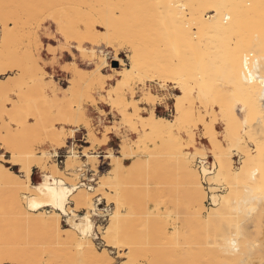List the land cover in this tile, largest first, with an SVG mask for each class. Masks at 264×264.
Here are the masks:
<instances>
[{
	"label": "snow or ice",
	"instance_id": "6c2138e0",
	"mask_svg": "<svg viewBox=\"0 0 264 264\" xmlns=\"http://www.w3.org/2000/svg\"><path fill=\"white\" fill-rule=\"evenodd\" d=\"M9 7L25 10L22 15L26 22L21 30L19 18L6 14L3 31L0 32V46L4 53L0 83L4 84L6 91L4 125L6 129L14 127L18 130L16 134H6L0 139V183L6 193L4 202L0 204V218L3 220L0 264H62L60 260L52 259L53 253L48 249L59 247L56 242L72 234L78 241L75 247L80 253L86 248L93 249L90 241L96 223H99H94L98 216H111V223L100 224V232L107 245L115 251L97 252V256L102 257L98 261L80 255L63 264H153L147 259H133V233L127 225L119 223L121 214L129 211V188H135L131 194L147 204L149 219L155 214L151 182L146 186L148 191L145 193L141 191L145 187L142 184L133 186L125 180L112 186L111 181L113 173L126 174L137 168L139 154L131 150L147 139L149 127L154 132L162 130L166 134L171 146L169 160L182 175L183 187L189 192L201 194L203 201L213 208L218 205L216 193L222 190L218 173L225 161H232L237 154L244 161L246 152L249 163L254 164L259 154V165L249 172V176L255 180L264 175V0H260L259 4L243 6H207L217 14L227 8L248 9L245 14L247 19L231 34L229 49L232 61L228 74V80L246 99L227 108L224 100L214 96L208 88L206 76L187 81L163 77V82L150 89L149 81H156L158 77L142 72L138 56L134 54L132 46L125 42L124 31L116 27L125 8L155 7L163 10L176 5L107 4L103 7L111 11L106 13L103 20L94 18L88 23L80 21L78 29L65 21L63 13L57 17L54 12L47 14L41 11L57 6L5 5V9ZM232 19L230 13L224 14L225 22ZM257 24L258 29L249 38L248 33ZM233 44L235 48H232ZM105 45L108 47L105 48ZM117 65L121 66V71H117ZM85 67L90 71L85 72ZM65 73L74 78L77 74L85 76L96 82L98 87L87 94L82 93L79 105L74 106L73 115L56 125L58 140L36 141L34 137L41 131V118L33 116L32 112H38V108H33V104L38 102L31 95L26 101L24 98L17 101V95L25 87L21 81L27 80L33 95L36 90H42L46 99L60 94L56 81ZM215 79L218 80L219 76ZM14 83L17 87L8 92L7 87ZM173 87L182 91L184 96L172 97ZM113 95L121 97L122 102H114ZM240 103L244 104L243 108L237 106ZM104 104L110 106L111 112L104 108ZM162 109L165 111L162 112ZM241 112L244 115H237ZM168 113L173 115L165 119ZM250 118L253 128L249 127ZM80 131L86 133L83 140L80 139ZM65 152L67 165L54 164V160L63 159ZM106 160L111 161L113 172L107 173V182L101 181L107 196L101 194L100 198H106L110 206L114 201L115 213L110 210L102 212L96 207L94 198L89 197V203L78 195L83 185L77 178V171L82 177L85 168H89L93 179H99ZM232 166L240 168L242 164ZM247 191L249 199L236 202L237 212L240 205H247L250 200L259 198L264 202V188L259 190V196L255 190ZM158 207L162 208L163 205ZM176 211L178 214L179 209ZM251 211L245 208L246 213ZM37 212L39 216L34 215ZM206 214L211 218V213L206 211ZM131 218L135 219L134 216ZM64 228L68 229L67 233ZM221 228L225 235H218L215 243L209 238L208 246L219 248L225 254L238 253L241 223H224ZM145 229L141 218L139 233L142 235ZM177 235L174 233V236ZM176 247H181L178 239ZM184 247L195 248L196 245ZM171 264L198 262L181 259ZM240 264H264V256L258 262L242 260Z\"/></svg>",
	"mask_w": 264,
	"mask_h": 264
},
{
	"label": "bare ground",
	"instance_id": "6f19581e",
	"mask_svg": "<svg viewBox=\"0 0 264 264\" xmlns=\"http://www.w3.org/2000/svg\"><path fill=\"white\" fill-rule=\"evenodd\" d=\"M259 2H260V0H157L154 3H150L147 0H120L118 4H125V5H156V4H164V5H176L177 7L165 8L163 10L155 8V7L125 8L123 10L122 18L118 22H116V27H118L119 29L124 31V34H125V37H126L125 42H130L132 44L133 50H134L133 52L139 58V65H140V68H141L142 72L146 71L148 68H152L154 70V72H156V74L170 76V78L172 77L171 79H183L185 81H187V80H195V78L197 76H206V77H208V79L206 80V84H207L208 88L210 90H212L214 96H219V97H221L224 100L225 107L227 108L229 105H235L238 101H243V100L246 99L244 96H242L240 94L238 88L233 86L231 84V82L228 80V74L231 71V61H232V53H231V50L229 49V41L231 39V34H232V32L234 30H237V26L239 24H242L247 19L245 14L248 12V9L247 8H240V9L227 8V9H221L220 13L217 14V12L215 10L210 9L207 6L208 5H215V4L242 5L243 6V5H247V4H259ZM114 3H115V1H114ZM69 9H71V8H69ZM49 10H51V9H49ZM72 10L76 11L79 15H85V17H87L89 19L98 18V19H101V20H103L105 18L107 12L111 11L110 9L106 10L103 6H99V5L97 6V5H94V4L88 6L87 8L75 7V8H72ZM53 11H54V13H56L57 17H60L61 14L64 12V10L62 12V8L56 9V10H53ZM225 13H230L232 15L233 19L231 21L225 22V20H224V14ZM1 14H3V13H1ZM148 15H149V17H148ZM257 29H258V24L255 26V28L252 29V31H250L248 33L249 38H251L253 32L255 30H257ZM132 31H135L134 33H136L135 34L136 37H137V35L146 34L147 32H157V33L161 34V36H163V39L166 40V42L170 43L169 44L170 46H167V48L170 49V52L173 51V53L172 54H170V53L169 54H165V53L162 54L161 53V54H157V55H154V56H150V55L144 54V52H142V50H141V46H143V45H141V46L138 45V44H140V42L139 43L135 42L134 41L135 39L133 41H131L133 39L132 37H134V36H131L132 33H133ZM143 36H145V35H143ZM143 36L141 35V36H138V37L139 38L140 37L143 38ZM138 37H137V39H138ZM137 41H139V40H137ZM165 45H167V44H165ZM150 46H153V45H149V47ZM106 47H108V45ZM232 48H235L234 44L232 45ZM0 51H1V49H0ZM0 54H1V52H0ZM154 54H155V52H154ZM3 55H4V53H3ZM3 55L1 54V56H0V64H2V62H3ZM121 70H122V68H117V71H121ZM204 70H206V71H204ZM84 71L88 72V71H90V69L89 68H85ZM151 74H147V75H151ZM105 75H107V74L105 73ZM154 76H155V74H154ZM217 76H219L218 80L215 79V77H217ZM70 78H71L72 84L67 85L66 89L69 90V91L72 90V91H70L71 93L74 92L75 91L74 89L77 88L79 80L86 79V80H84L86 82L88 80L85 76H81L79 74H77L75 76V78L73 76L70 77ZM89 82H91V80ZM198 83L199 82H197V86H198ZM13 85H15V83L12 84V85H9L7 87V91ZM111 87H112V85H111ZM232 93H235V95H232ZM5 94H6L5 86H4L3 83H0V96H2V99L4 98ZM176 96L183 97L184 93L182 91L181 92L178 91V93H176ZM113 97H114V95H113ZM188 99H189V102H190L191 101V88H189ZM1 104H2V101H0V111H1ZM240 104H241V108H243L244 104L243 103H240ZM256 105H257V108H258V101L256 102ZM250 111H251V109H250ZM237 115H244V113H242V114L241 113H237ZM164 118L167 119L168 116H165ZM237 126H238V122H237ZM249 127L253 128L252 118H250V120H249ZM253 130L255 131V129H253ZM13 131H14L13 129L7 130V132H8L7 134H14ZM147 133H148L147 139L142 141L135 149H132L131 151H135V152L139 153L140 150H145V149L149 150L152 147V145L155 146V147H152V149L153 148L155 149L158 146L159 140L160 141L162 140L163 142H164V140H166V142H164V144L167 143V145H163V146H164V149L167 148L168 150H164L162 148L164 151L161 152V153L164 154V152L166 151L165 153L169 154L167 152L168 151L170 152L171 146L169 145V143L167 141L166 134L162 130H157V131L154 132L153 129L151 127H149L148 130H147ZM3 137H4V134H3L2 129L0 127V139H3ZM159 149L160 148H158V150ZM160 151H162V150H160ZM241 151L244 152L243 149H241ZM159 152L157 151V153H159ZM153 153L156 154L155 150H154V152H152V155H154ZM149 155H151V153ZM258 155L259 154H257L256 162L254 164H252V163H249V158L247 156V153L244 152L245 160L244 161L240 160L241 164H242V166L240 168H233L231 166V161H225L224 162L223 167H222L221 171L218 173V175L221 177L222 181L228 182V184H230L231 187H230V189H228L230 192L226 190V191H218L216 193L217 200H218V205L215 208H213L212 206L206 204L203 201V198H202L201 194L188 191L189 193H187V197H186V198H189V199H187L188 200V202H187L188 206H187V208L185 206V208L187 209V213H189L188 217L190 218V221H189V219H188V221L190 222V224H192V223L204 224V226H205V224L207 223V224H209L210 228H211V225H212L211 232L213 231L214 233H216L214 229L216 228V231L218 232V230H217L218 227H214V229H213V226L214 225L217 226L216 225L217 220L220 217H223L225 215H226L225 217L229 216L228 214L231 211L233 212V209L236 210L237 207H238V205L236 203L237 201H244V200L249 199V191H247V190H249V189L250 190H255L256 193H257V196H259V190L264 188V175L258 176L255 180H253L249 176V172L259 165ZM152 157H155V156H152ZM152 157H149V158L147 157V159H144V158H142L141 156L138 155L137 164H139V166H141L142 162H145V160H146V162H148ZM155 158H154V160H155ZM235 159L236 158H234V160ZM164 160H166V158ZM53 163L57 164V165L60 164L56 160H54ZM67 163H68V161H67ZM109 164H111L110 160H109ZM125 167H130V165H126ZM173 168H174V166H173ZM134 171H132V172H134ZM85 172H83V175L85 174ZM108 172H113L112 164L107 169H105L104 171L99 173V176L105 182H107V173ZM128 174H132V173H130V172L126 173V174L125 173H120V174L113 173V176L111 177L112 186H114L117 183L125 182L124 179L127 178ZM125 176H126V178H125ZM77 177H81L80 173H79V170L77 171ZM86 177L88 178V181H86L87 179L86 180H83V179L79 180L80 184L83 185V188L81 189V192L78 195H80L81 197L85 198L87 200V202L91 203V200L88 199V198L89 197L95 198V197H93L95 195L93 191L96 188H100L96 184L100 180L96 179L97 182L93 183L94 181H96V180L93 179V176H86ZM235 183L236 184L238 183V186L242 185L243 188L245 187L246 190L245 191L243 190L244 194L240 195L239 192L235 191V187H234ZM134 184H136V183H134ZM134 184L131 183V185H134ZM219 187H220V185H219ZM232 188L234 189L235 192L231 190ZM151 189H153V188H151ZM99 191H97V192H99ZM127 191H129V190H127ZM130 191H129V193H130ZM133 191H134V189H133ZM144 192H146V190ZM151 192H152V190H151ZM236 192H237V194L240 195V198H238V196L235 197L236 196V194H235ZM92 193H93V195H92ZM95 193H96V191H95ZM188 194H189V196H188ZM5 195H6L5 190H4L3 186H2V183H0V204H2L4 202ZM230 195L233 198H231ZM232 195H235V196H232ZM100 196L101 195H99L98 197L96 196L97 197L95 199L96 207L99 208L100 211H102V212H108L110 210L111 212L115 213V209H112V207L102 206L101 205L103 201H106L108 203V205H109V202H108V200L106 198L101 200ZM104 196L106 197L107 193H105ZM234 197L238 198V199H235ZM128 199H130V200H128ZM128 199H127L128 200L127 201V205H128V202H129V205H133L134 203H132V202H134L135 200H132L131 198H128ZM173 200H174V198H173ZM135 202H136V204L140 203V202H137V200ZM142 204H144V203H142ZM133 207H134V205H133ZM245 208H250V209H252V211L250 213H246L245 212ZM263 208H264V202H262L259 198H257L254 201L250 200L247 205H240V212L241 211H242L241 213L245 212V214L249 218L253 213L257 212V210L263 209ZM129 209L131 210L132 208H129ZM145 209H147V208H145ZM132 210H134V209H132ZM132 210L128 211V213H122L121 214L122 218L119 221V223L121 225H124L123 222L126 220V218H125V217H127L126 215L127 214H131ZM205 210L212 214L211 218H209L207 216ZM139 212H138V214H139ZM146 212H147V210H146ZM176 214H177V212H176ZM234 214H233V217H235ZM260 214H262V213H260ZM34 215L35 216H39L40 213L37 212ZM257 216H259V214ZM143 217H145V216L143 215ZM237 218L239 219L240 217H237ZM100 219H102V220L108 219L109 220L108 223L112 222L111 216H98V217H95L94 223H96V221H99V223H96V228H95V231L92 233V237H91V241H90L91 245L94 246L93 249L86 248L83 253H80L78 251V249L75 247V244L78 241L76 240V237H75L74 234L66 235L63 239H60V240L57 241L58 244H61L63 247H65L64 250L66 248L68 249V250H66L67 253L63 251L64 253L67 254L66 255L67 259L65 261L74 260L80 255H84L89 260L98 261L102 257L101 256H97V252L102 254L105 251H108L110 253V251L107 248H105V247H104V249H99V247H98L99 245L97 244V241H96L97 239L99 240V238H104V235L100 232V224L102 223V222H100ZM150 219L153 220L152 217ZM150 219H149V221H150ZM161 219H162V217H161ZM234 219H236V218H234ZM246 219H247V217H246ZM239 220H241V219H239ZM145 221H147V220L145 219ZM177 221H178V219H177ZM78 222L79 221H77V223ZM173 222L174 221H172V223ZM213 222H215L214 225H213ZM186 223H187V220H186ZM239 223H241L242 236L243 237H249L248 235L250 234L249 233L250 229H249V232H248L247 220H244V221L239 222ZM190 224H188V226H190ZM192 226H194V224L191 225V227ZM148 227H150V226H148ZM195 228H197V226H195ZM204 229H205V227H204ZM207 230H208V228H207ZM132 231H134V230H132ZM150 231H152V230L150 229ZM166 231L168 232V230H166ZM0 232L1 233L3 232V220H2V218H0ZM64 232L67 233L68 229L64 228ZM135 232H134L133 236H135ZM222 234H224V233H222ZM165 236H166V234H165ZM242 236H241V238L239 239V242H238L239 243V249H240L238 253H236V254H224V253H222L223 255H226L225 257L223 256L222 259L227 257L226 260L228 259L227 261L230 262L229 264H231V262H232V264H234L233 261H235L236 259L238 261L240 260L239 262H241L242 260H244V261L251 260L253 262H258L261 259V257L264 256V249L261 248V245L259 247L261 249H258V250L255 251V249L252 248V245H251L252 243L249 242L251 247L247 246V245H244L245 241H243V237ZM166 237H168V236H166ZM173 237H172V240H173ZM134 239L136 240V238H134ZM138 239H139V237H138ZM213 239H214V236L212 237V240ZM215 239H216V236H215ZM244 239H246V238H244ZM248 239H246V240H248ZM103 240H105V239H103ZM148 240H149V238H148ZM168 240L170 241V239H168ZM201 240H202V238H201ZM193 241H192V243H193ZM213 242H214V240H213ZM138 243H140V242H138ZM147 243H148V241H147ZM147 243H146V245H148ZM167 243H169V242H167ZM167 243H164V244H167ZM174 243L175 242L173 240L172 244H174ZM197 243L200 244V242H197ZM201 243H203V241ZM249 243H248V245H249ZM257 243L255 242V244H257ZM194 244H195V242H194ZM65 245H67V246H65ZM150 245H151V243H150ZM161 245H163V244H161ZM255 246L253 245L254 248H256ZM135 247H136V245H135ZM147 247L148 246H146V248ZM140 248L141 247H139V249L137 248L138 251L136 250L135 252H138V254L136 253V255H138V257L141 256L140 258H142L143 257L142 254H145V252L144 253L142 252V254L140 255V253H141V252L139 253ZM169 248L170 247L168 246V249ZM198 248H199V251H200V247H198ZM205 248H207V246ZM257 248H258V246H257ZM73 249L76 250L75 254L73 253L75 251H72ZM142 249H144V247ZM142 249H141V251H142ZM172 249H174V248L172 247ZM209 249H211V247ZM209 249H208V252L210 251ZM147 250H148V248H147ZM193 250H194V248H193ZM189 251L193 252L191 250H189ZM216 251L217 250L215 249L214 252H216ZM218 251H220V250H218ZM60 252H61V250H60ZM71 252L73 254H71ZM202 252H203V254L205 253L204 251H202ZM199 253L201 254V252H199ZM218 253H219L218 255L221 254V252H218ZM54 254L57 255V253H55V251H54ZM189 254L192 255V257H194V260H197V256H195V254H194V256L191 253H189ZM63 255L65 256V254H63ZM154 256H156V255H154ZM198 256H199V254H198ZM208 256H210V255H208ZM52 257L54 258L55 256L53 255ZM175 257H174V259H175ZM192 257H189V259L192 258ZM206 257H205V259H206ZM63 258L65 259V257H63ZM149 258L147 257L148 260H149ZM185 258H187V257H185ZM133 259H137V257L135 256L134 253H133ZM151 259H150L151 262H152V260L153 261L155 260V258L152 259V260ZM158 259H160V258H158ZM209 259H211V258H209ZM232 259H234V260H232ZM171 260L173 262V259H171ZM198 260L200 261V258ZM202 260H203V258H202ZM230 260H232V261H230ZM157 263H159V261H156L153 264H157Z\"/></svg>",
	"mask_w": 264,
	"mask_h": 264
},
{
	"label": "rangeland",
	"instance_id": "374dc122",
	"mask_svg": "<svg viewBox=\"0 0 264 264\" xmlns=\"http://www.w3.org/2000/svg\"><path fill=\"white\" fill-rule=\"evenodd\" d=\"M114 1H115V3H114ZM119 1L120 0H0V7H1L0 10L2 9L0 11V16H1L0 17V32L3 31L2 24H3V21L5 19L6 14L7 15H11V16H15V17L19 18L21 30L23 29L24 23L26 22V20L23 17V15H21L25 10H23V9H17L15 7H9L8 9H5V5H10V6L13 5V6H15V5H21V4H41V5H46V6L47 5L57 6V7H47V8L41 9V11H44L47 14H51V13L54 12L53 10L60 9L61 7H59V6H62V5H76V6L83 5V6H85L84 8H87L88 6L93 5V4L94 5H97V6L98 5L99 6H104V5L112 4V3L113 4H118ZM147 1H149L150 3H154L157 0H147ZM145 8H147V7H145ZM49 9H51V10H49ZM63 10H64V12H63ZM69 10L70 9H67V10L66 9H62V12H63V15H64V19H65V21L70 26H74V27L77 28L78 25H76L77 23L74 21L76 19V17ZM1 13H3V14H1ZM148 17H149V15H148ZM88 22H91V20L88 21ZM132 32L133 33H132L131 36H134V37H132L133 39L132 40L130 39V40L133 41L135 39L134 40L135 42H137V43L140 42V44H138V45H140V46L143 45V46H141V50H142V52H144V54L150 55V56H154V55L161 54V53L162 54L163 53H165V54H169V53L172 54L173 53V51L170 52V49L167 48V46H170L169 45L170 43L166 42V40L163 39V36H161V34H159L157 32H147L146 34H141L142 36L145 35V36H143V38L142 37L139 38L138 36H141V35H137V37H138V39H137V37L135 36L136 33H134L135 31H132ZM137 40H139V41H137ZM127 43L131 44L130 42H127ZM165 44H167V45H165ZM149 45H153V46H150L149 47ZM106 46L107 45H105L104 47L107 48ZM131 46H132V44H131ZM0 49H1L0 52L3 55V53H2L3 52L2 51V47ZM132 50H133V46H132ZM154 52H155V54H154ZM1 54H0V56H1ZM126 56H127V53H126ZM3 67H4V59H3L2 64H0V70H2ZM117 68H121V66L117 65ZM143 73L146 74V75L152 73L151 75L154 76V74H155V76L158 77V79L156 81H151V80L149 81V87H150V89H155L157 84L163 82V79H162L163 77H170V76H166V75L156 74V72H154V70L152 68H148ZM71 77H72V75H71ZM29 79H30V77H29ZM84 80H86V79H84ZM84 80H79L80 82L78 81V86H77L76 89H74L75 91L72 92V93L70 92L72 90L69 91V90L59 89L60 90V95H62L61 97H58V96H56V97H47L45 99L42 90H36L35 91V94L33 95L30 92V88H29V86L27 84V80H23L22 79L21 82L24 83V85H25V91H21L17 95V101L20 102L21 98H24V100L26 101V99L31 95V98L34 101L38 102V103H34L33 104V108L34 109H37L38 108V112L37 111H33L32 112V115L33 116H37L38 118H41V122H40V129H41V131L34 137V139L36 141L48 140L49 142H51V140H50V134H51L52 129L53 128H56V125L61 120L65 119L67 117H71L73 115L74 106H78L79 105V101H80L81 94L82 93L83 94H87L89 90H95L98 87V84L96 82H94V81L92 82L91 81L92 82L91 83V82H89L90 80H87V82L84 81ZM70 84H72L71 78H69L66 82H63V86H67V85H70ZM109 86L111 87V85H109ZM12 91H14V90L11 89L10 92H12ZM178 91H180V90H178V89H176L174 87L171 88L172 97H175L176 96V93H178ZM64 93H68V94L67 95H64ZM104 95L107 96V93H105ZM0 97H1L0 98V101L5 102V98L2 99V96H0ZM8 98L11 99V97H8ZM97 98H99V97H97ZM237 106L241 108V104H238ZM174 107L175 106H174V101H173V108ZM197 111H198V109H197ZM4 113L0 112V127L2 129L3 134L6 135L8 132H7V130L5 128V125H4V119H3ZM241 114H242V112H241ZM172 115H173L172 113H168L167 116H172ZM12 129L14 130L13 131L14 134H16L18 130L16 128H14V127ZM19 131L20 132H23V129H20ZM143 132H144V128L142 129L141 133L143 134ZM164 142H166V140H164ZM164 142L162 140L161 141L159 140L158 146L155 149L153 148L155 150V153H156V154L153 153L154 155H152V152H154V150L152 149V147H155L154 145H152V147L149 150H147V149L140 150L138 154L142 158L147 159V157L149 158V157H152V156H155L156 158L155 157H152L148 162H146V160H145V162H142L141 163V166H139V164H137V169L138 170L136 169L134 172H130L132 174H128L127 175V178L125 176L126 179H124V181L126 180L128 184L130 182L133 183V184L136 183L133 186H135L137 184L144 185L145 187H143L141 189L142 192H144L145 190H146V192L148 191V188L146 186L148 185L149 181L151 182V185H152L151 188H153V189H151L152 190V192H151L152 209H156V212L154 214L155 216L154 215L152 216V219L153 220L150 219V221H149V217L147 215V213L150 211L148 209V207H147V204H145V203L142 204L141 199H139L138 197H136V196H134V195L131 194V192L133 193L135 191V188H129L128 189L129 191L131 190L130 191V195H129L128 198H131L132 200H135V201L137 200V202H140L139 203L140 205L139 204H136L135 201L132 202V203H134L133 204L134 207H133V205H129V202H128V209L129 208H132L134 210L131 209L132 210L131 216H129V214H127L126 215L127 217H125L126 220L123 222L124 225H127V226H129L130 229L134 230V231L131 230L133 232V235H134V232L136 231L135 232V236H134V238H136V240L135 239H134L135 241L133 240V242H134L133 244H134V248H135V249H133V253L137 257V259L144 260V259H147V257L148 258L150 257L149 258V261H150L151 258L152 259L155 258L154 261L151 259L153 263L156 262V261H159V263H157V264H164L163 262H168V264H171V262H172L171 259H173V262L174 261L181 260V259H187V258L189 259V257H192V255L189 254V253H191V254H193V256H194V254H195V256H197V260L200 258V261L199 260L198 261L199 262H202L203 261L204 262L203 264H212V263L213 264H229L230 262L227 261L228 259L226 260L227 257L224 258L225 260L222 259L223 256L224 257L226 256V255H223L222 254L224 252H222L219 248L214 247L217 251L220 250L218 252H221V254L218 255L219 253L217 251L214 252L215 249L213 247H211V249H209L210 247L208 246L207 241L209 240V238L212 239V237L214 236V239H213L214 242L213 243L216 242L215 236L217 238L218 234L221 235L223 233L222 228H221L222 223L224 224V223H232V222H242L244 220H247V223H248V232H249V229H250V232H249L250 234L248 235L249 237H243L242 236L243 237V241H245L244 245H247V246H250V247L252 245V248L255 249V251L258 250V249H261V248L264 249L263 248L264 247V221H263L264 220V208L257 210V212L253 213L249 218L245 214V212L241 213L242 211L241 212L240 211L237 212L235 209H233V212L231 211L232 213L230 212L228 214L229 216L225 217L226 216L225 215L223 217H220L221 219L219 218L217 220V222H216V225L217 226H215L214 225L215 222H213V225H214L213 226V229H214V227H218L217 228L218 232L216 231V228L214 229L216 233H214L213 231L211 232L212 225H211V228H210L209 224H207V223L205 224V226H204V224H196V223L190 224V222H189L190 221V218L188 217L189 213H187V209H186L187 206H188L187 205V202H188L187 199H189V198H186V197H187V193H189V192H188V190L186 188L183 187V177H182V175L179 174V171H178L177 168H175V167L173 168V166L171 165L170 160L168 159L169 158L168 157L169 154H166L165 153L166 151L164 152L165 155L163 153H161L164 150H168L167 148L164 149V146L163 145H167V143L164 144ZM158 148H160V149L158 150ZM156 150L158 152L160 150H162V151H160L159 153H157ZM148 153L149 154L151 153V155H149ZM167 153H169V151ZM63 158L64 159L66 158V160H62V159H59L58 158V159H56V161L59 162L60 164L63 163L65 165H67V155H64L63 154ZM154 158H155V160H154ZM165 158H166V160H164ZM234 158H236V159L234 160ZM234 158L231 161V166L233 164H241V161H240L241 159H240V155L239 154H237ZM109 166H111V164H109L108 160L104 161L103 164H102V167L104 168V170L107 169ZM84 172H85V174L82 175V177H77V178H79V180L80 179H83V180H86L87 179L86 181H88V178L86 176H92V175L89 174L90 169L89 168H85ZM100 178L101 177L99 176V180H100L99 182H97V180H98L97 179L93 183H96L97 182L96 184L98 185V187L101 188V183L100 182L103 181V180H102V178L101 179ZM131 183L129 185H131ZM235 184H234L235 191L239 192L240 195L244 194L243 190L244 191L246 190L245 187L243 188L242 185H240V184H239L240 186H238V183L236 185ZM158 185H162L163 187H157ZM220 187L222 188L221 191H226V190L229 191L228 189H230L231 186H230V184H228V182L222 181V183L220 184ZM100 188H96L97 190H100L99 192H97L96 189L93 191L94 194H95L93 196V197H95L94 199H96L101 194L105 195L103 189L102 188L100 189ZM233 188L231 189L232 191H234ZM133 189H134V191H133ZM95 191H96V193H95ZM237 192L235 193L236 196L235 195H232V196H235V197L238 196V198H240V195L237 194ZM92 195H93V193H92ZM188 196H189V194H188ZM230 197H231V195H230ZM173 198H174V200H173ZM231 198H233V197H231ZM238 198H235V199H238ZM128 200H130V199H128ZM101 205L102 206L112 207V209H115L114 202H113V206L108 205V203L106 201H104ZM158 205H163V207L160 208V207H158ZM185 206H186V208H185ZM145 208H147V209H145ZM177 209H179V212H178L179 214H176V212H177L176 210ZM131 210L129 209V211H131ZM146 210H147V212H146ZM138 212H139V214H138ZM260 213H262V214H260ZM233 214H234L235 217H233ZM256 214L257 215L259 214V216H257ZM133 215H134V217L136 219L131 218ZM143 215L145 217H143ZM161 217H162V219H161ZM237 217H240L239 219H241V220H239ZM246 217H247V219H246ZM140 218H143L144 225H146L148 223L146 225V229H145V232H144L145 234L143 233L142 236L139 233V227L141 225V219ZM234 218H236V219H234ZM145 219L147 221H145ZM177 219H178V221H177ZM188 219H189V221H188ZM186 220H187V223H186ZM172 221H174V222L172 223ZM100 222H102V223L107 222L108 223L109 220L108 219H104V220L100 219ZM64 223L66 224V221ZM188 224H190V226H188ZM193 224H194V226L191 227V225H193ZM148 226H150V227H148ZM195 226H197V228H195ZM204 227H205V229H204ZM149 228L152 231H150ZM207 228H208V230L209 229L210 230L208 231ZM166 230H168V232ZM174 233H178V235L177 236H174ZM0 234H2V233L0 232ZM165 234L168 237H166ZM222 235H225V233L222 234ZM138 237H139V239H138ZM172 237H173V240L175 242L174 244H172V242H173ZM148 238H149V240H148ZM201 238H202V240H201ZM244 238H246V239L249 238V239L246 240ZM103 239H105V238H99V240L98 239L96 240L97 241V244L99 245L98 246L99 249H104V247H105V248H107L110 251V253L113 252V251H115V249L112 248L111 246L107 245L106 244V241L103 240ZM168 239H170V241L171 240L172 241L170 242ZM177 239L179 240V243L181 244V247L180 248H177L176 247ZM147 241H148V243H147ZM192 241H193V243H192ZM202 241H203V243H201ZM136 242L137 243L140 242V243H138L139 245ZM167 242H169V243H167ZM182 242L183 243L185 242V243L183 244ZM194 242H195V244H194ZM197 242H200V244H198ZM247 242L248 243L250 242L252 244L250 245V243H249V245H248ZM255 242L256 243L258 242V243L255 244ZM146 243L148 245H146ZM150 243H151V245H150ZM164 243H167V244H164ZM57 244H58V242H57ZM161 244H163V245H161ZM135 245H136V247H135ZM185 245H189V246L190 245H196V248H194V250H193V248H191V247H184ZM253 245L254 246L256 245L255 246L256 248L258 246V248L257 249L254 248ZM260 245H261V248H259ZM146 246H148L147 247L148 250H147ZM168 246L170 247L169 249H168ZM171 246L174 249H172ZM206 246H207V248H205ZM139 247H141L140 250H139V253L141 252L140 255L142 254V252L143 253L145 252V254H142V256H143L142 258H140L141 256L138 257V255H136V253L138 254V252H135L136 250L138 251ZM143 247H144V249H142ZM198 247H200V251H199V248ZM64 248L65 247H63L61 244H59V247H51V248H49L48 250L51 251L53 253V255L55 256L54 258L52 257V259L53 260H60L62 262V264H63V262L67 259L66 258V255H67L66 254L67 253L66 250H68L67 248L64 250ZM141 249H142V251H141ZM208 249L210 250L209 252H208ZM60 250H61V252H60ZM189 250H191L193 252H190ZM54 251H55V253H57V255L54 254ZM63 251L66 252V253H64ZM72 251H75V252H73L74 254L76 253V250L73 249ZM202 251H204L206 254L205 253L203 254ZM199 252H201V254ZM73 253L71 252V254H73ZM63 254H65V256ZM153 254L156 255V256H154ZM198 254H199V256H198ZM117 255H119V253H117ZM208 255H210V256H208ZM63 257H65V259ZM174 257H175V259H174ZM185 257H187V258H185ZM205 257H206V259H205ZM158 258H160V259H158ZM202 258H203V260H202ZM209 258H211V259H209ZM190 259L194 260V257H192ZM197 260H194V261L198 262ZM232 260H234V259H232ZM232 260H230V261H232ZM239 261L236 259L235 261H233V263L234 264L235 263L236 264L237 263L239 264L240 263ZM199 262H198V264H199ZM231 264H232V262H231Z\"/></svg>",
	"mask_w": 264,
	"mask_h": 264
},
{
	"label": "crops",
	"instance_id": "0c3cea01",
	"mask_svg": "<svg viewBox=\"0 0 264 264\" xmlns=\"http://www.w3.org/2000/svg\"><path fill=\"white\" fill-rule=\"evenodd\" d=\"M69 11H71V12L74 14V16L76 17V19L74 20V21L77 23L76 25H79V22H80V21H84V22L88 23V21L92 20V19H89V18L85 17V15H79L76 11H74V10H72V9H70ZM93 19H94V18H93ZM77 29H78V27H77ZM85 68H88V67H85ZM106 74H107V73H106ZM70 77H71V75H68L67 73H65L64 77H61V78H58V79H57L56 83H57L59 89L67 90V89H66V86H63V82H66ZM21 83H22V82H21ZM23 84H24V83H23ZM16 87H17L16 84L13 85V86L8 90V92H10L11 89H12V90H15ZM114 87H115V85H112V88H114ZM22 91H25V87L23 88ZM57 96H58V97H61L62 95L59 94V95H57ZM97 97H98V96H97ZM4 98H6V94H5ZM8 99H9V98H8ZM97 99H99V98H97ZM113 101L116 102L117 104H119V103L122 102V98H121V97H118V96H116V95H114V97H113ZM189 104H191V101L189 102ZM174 106H175V104H174ZM182 106H183V104H182ZM104 108L107 109L109 112H111V108H110V106H109L108 104H104ZM5 111H6V109H5V102H2V104H1V111H0V112L4 113ZM161 111L163 112V111H165V110L162 109ZM11 129H12V128H10V129H6V130H11ZM142 129H143V126L141 127V131H142ZM85 134H86L85 132L80 131V139H81V140H83V136H84ZM58 137H59V133H58L57 129H56V128H53L52 131H51V134H50V140H51V141H52L53 139H57V140H58ZM63 154H64V155H67L66 152L63 153ZM62 160H66V158H65V159L63 158ZM108 162H109V160H108ZM103 202H104V201H103ZM103 202H102V203H103Z\"/></svg>",
	"mask_w": 264,
	"mask_h": 264
}]
</instances>
